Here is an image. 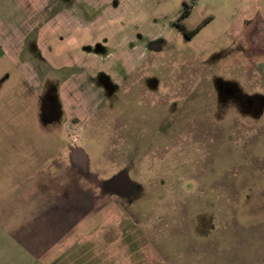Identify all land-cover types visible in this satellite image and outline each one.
<instances>
[{
  "label": "rangeland",
  "instance_id": "374dc122",
  "mask_svg": "<svg viewBox=\"0 0 264 264\" xmlns=\"http://www.w3.org/2000/svg\"><path fill=\"white\" fill-rule=\"evenodd\" d=\"M183 1L98 0L85 16L103 30L82 49L96 60L82 70L67 57L59 68L45 66L33 90L0 60V195L36 178L9 169L15 152L48 149L49 160L35 168L62 165L59 189L80 197L83 211L161 213L163 261L264 264V17L253 5L260 2ZM185 4V29L201 26L190 39L170 25ZM119 22L129 47L143 49L139 62L129 56L128 70L109 31L118 34L105 25ZM147 35L161 38L150 45ZM50 175L53 185L58 177ZM23 209L2 212L20 225Z\"/></svg>",
  "mask_w": 264,
  "mask_h": 264
},
{
  "label": "crops",
  "instance_id": "0c3cea01",
  "mask_svg": "<svg viewBox=\"0 0 264 264\" xmlns=\"http://www.w3.org/2000/svg\"><path fill=\"white\" fill-rule=\"evenodd\" d=\"M102 1L112 4L114 0ZM258 1L260 3L255 1L253 5L264 17V0ZM73 4L69 8L67 0H0V60L6 59L13 64L27 88H38L45 66L59 68L66 57L68 63L74 64L71 67L79 70L84 60H96L95 55L84 54L82 49L93 48L98 31L103 30L95 18L85 16V13L94 14L98 0H73ZM119 9L116 7L114 11ZM99 11L101 14L104 10L100 8ZM182 12L180 6L170 21L171 26ZM122 18H126L124 12ZM119 24V27L114 23L105 25L118 34L113 38L107 29L112 42L127 52L128 63L124 64L128 70V65L130 69L132 66L130 60L139 62L143 49L142 46L129 47L130 40L125 38L122 22ZM144 37L150 45L161 38L157 35ZM105 57L109 59L113 55L108 53ZM263 64L257 63L256 68L263 70ZM23 107L27 115L24 100ZM63 129L69 131L66 124ZM15 155V163L9 169L34 171L36 178L21 180L15 188L0 195V264H170L163 261L159 249L161 213H131L115 210L113 205L111 210H98L90 205L83 211L80 197L67 196L59 189L66 186V180L63 176L60 178L62 165L54 163L35 168V163L44 164L49 160L48 149L38 147L22 155L15 152ZM49 175L58 177L53 185L48 182ZM45 187L53 189L47 191ZM7 202L13 204L3 206ZM20 207L24 208L20 212L25 222L11 225L8 221L11 215L8 217L2 211L13 212ZM155 226H159L158 232Z\"/></svg>",
  "mask_w": 264,
  "mask_h": 264
},
{
  "label": "trees",
  "instance_id": "16d2710c",
  "mask_svg": "<svg viewBox=\"0 0 264 264\" xmlns=\"http://www.w3.org/2000/svg\"><path fill=\"white\" fill-rule=\"evenodd\" d=\"M190 13V7L185 4V8L179 18L174 22L173 27H176L180 32H182L188 39L192 38L200 29L201 26L194 30H186L182 24V20L187 17ZM206 23H203L205 25Z\"/></svg>",
  "mask_w": 264,
  "mask_h": 264
},
{
  "label": "flooded vegetation",
  "instance_id": "af4514ba",
  "mask_svg": "<svg viewBox=\"0 0 264 264\" xmlns=\"http://www.w3.org/2000/svg\"><path fill=\"white\" fill-rule=\"evenodd\" d=\"M174 24V23H173Z\"/></svg>",
  "mask_w": 264,
  "mask_h": 264
}]
</instances>
